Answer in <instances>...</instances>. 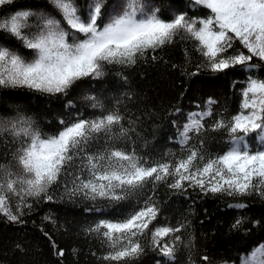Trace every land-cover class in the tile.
Returning <instances> with one entry per match:
<instances>
[{"label": "snow or ice", "instance_id": "1", "mask_svg": "<svg viewBox=\"0 0 264 264\" xmlns=\"http://www.w3.org/2000/svg\"><path fill=\"white\" fill-rule=\"evenodd\" d=\"M14 3L0 0V9ZM190 3L193 8L207 9V14L190 17L174 12L172 19L164 20L150 0H122L108 7V0H86L83 5L78 0H46L44 8H21L0 16V32L18 40L31 54L28 58L0 45V90L68 96L81 81L100 80L112 67H131L177 37L192 42L202 58L195 71L184 70L189 77L202 69L226 74L238 66L249 73L264 67V0ZM254 59L262 63H253ZM5 97L10 100L11 93L0 92V109ZM241 97L239 112L229 118L217 113L219 118L211 126L212 131L227 133L228 147L223 154L212 155L204 148V121L213 116L216 104L209 97L205 108L189 113L178 128L179 154L169 152L158 159L116 146L135 131L133 122L126 127L119 107L106 106L96 95L84 99L99 110L98 116L70 123L61 119L64 127L51 135L39 129L26 111L9 103L12 113L0 112V138L11 137L15 149L10 161L0 163V216L12 223L22 222L35 204L55 202L50 190L61 184L59 199L105 201L113 207L135 201L121 219L100 220L85 229L106 248L100 259L107 264H131L143 254L142 238L148 235L152 249L168 264H175L181 244L189 249V264H197L192 258L193 239L184 243L182 236L188 227L186 220L150 229L159 208L145 190L154 191L164 183L179 193L192 189L205 196L256 194L264 198V80L249 74ZM72 106L69 101L67 107ZM253 133L260 142L255 152L248 143ZM101 140L104 144L92 151ZM229 207L244 209L247 205ZM45 219L55 224L52 216ZM243 223L238 218L231 227L239 230ZM56 254L63 256L64 252ZM200 259L209 262L206 255ZM241 264H264V244L242 257Z\"/></svg>", "mask_w": 264, "mask_h": 264}, {"label": "trees", "instance_id": "2", "mask_svg": "<svg viewBox=\"0 0 264 264\" xmlns=\"http://www.w3.org/2000/svg\"><path fill=\"white\" fill-rule=\"evenodd\" d=\"M85 2L78 0L81 5ZM121 2L108 0L106 7ZM150 2L160 9L159 15L164 20L172 19L174 12L203 17L208 11L199 6L193 8L190 0ZM44 7L46 0H15L14 4L0 9V16L21 8ZM0 45L31 58L29 51L6 33L0 32ZM152 55L158 58L153 60ZM201 59L192 42L177 37L174 43L155 53L149 52L146 60L141 59L131 67H112L100 80L81 81L68 96H50L28 89L0 90L10 92L12 97L10 100L5 97L6 103L0 112L11 114L13 109L8 108V104L18 105L35 119L39 129L51 135L64 127L60 124L61 119L70 123L76 118L98 116L99 110L92 108L84 99L86 95H96L106 106L119 107L125 116L126 127L129 121L133 122L131 127L135 131L127 141H119L116 146L128 151L134 148L140 155L158 159L169 152L179 154L180 145L176 142L178 128H182L189 113L203 110L211 97L216 104L213 116L204 121V148L212 155L223 154L228 147L227 133L211 130L214 120L219 118L216 114L222 113L229 118L239 112L241 89L248 75L264 80V67L252 69L251 73L238 66L226 74H213L203 69L196 76L184 74V70L195 71ZM253 63L262 62L254 59ZM69 101L72 107H67ZM254 137L255 133L248 137L252 152L260 148L259 140ZM103 144L101 140L91 150L95 151ZM14 149L11 137L7 140L0 138V163L10 161ZM50 191L56 198L55 202L35 204L33 210L21 218L22 222L12 223L0 216V264H107L100 259L106 248L94 235H87L85 229L100 220L121 219L135 201H124L113 207L105 201L69 200L66 196L59 199L63 194L62 184L54 185ZM145 191L153 195L159 208V215L150 229L186 220L188 227L182 236L184 243L189 237L193 239L192 258L197 264H205L200 259L204 255L209 257L208 264H241L242 257L264 244V198L259 195L214 197L192 189L179 193L164 183L154 191L151 188ZM236 203H244L247 207H229ZM46 216H52L55 224L45 219ZM238 218H243L244 223L239 230H234L231 226ZM257 221L258 224L254 223ZM142 244L143 254L131 264H168L152 249L148 235L142 238ZM59 250H63V256L56 254ZM175 264H189V249L184 244L176 253Z\"/></svg>", "mask_w": 264, "mask_h": 264}]
</instances>
